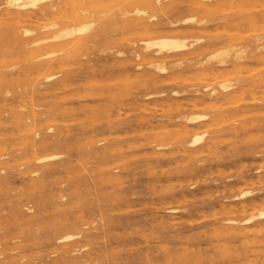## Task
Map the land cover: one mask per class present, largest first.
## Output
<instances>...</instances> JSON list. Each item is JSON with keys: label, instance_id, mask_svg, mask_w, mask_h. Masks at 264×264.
Segmentation results:
<instances>
[{"label": "rangeland", "instance_id": "1", "mask_svg": "<svg viewBox=\"0 0 264 264\" xmlns=\"http://www.w3.org/2000/svg\"><path fill=\"white\" fill-rule=\"evenodd\" d=\"M111 1L115 4L105 0L107 9L105 5L97 10L87 7L85 21L94 26L90 33L76 37L81 43L74 39L69 47L61 48V41L29 46L28 38L12 36L10 20H0V38L6 43L0 49V71L5 75L0 82V144L7 147L1 160L24 150L36 160L57 156L35 161L31 172L36 173L30 177L16 170L0 172V264H264V243L215 238L226 225L222 221L235 216L230 211L247 205L245 218L264 211V50L239 66L220 63L233 59L232 46L238 50L258 40L264 43L260 5L264 0H144L150 6L146 29L132 13L123 15L135 0ZM47 4H61V0H47L29 9L36 12ZM57 11L53 14L58 17L46 14L26 23L34 34L80 25L74 15L81 17V11L79 15L71 9ZM49 18L55 21L49 23ZM176 21L181 25L173 26ZM168 36L185 39L187 49L167 59H163L167 54L148 56L155 50L146 52L145 42ZM207 44L211 46L205 48ZM227 49L233 56L212 59ZM51 53L57 55L48 57ZM50 60L53 67L44 68L43 63ZM175 63L181 65L171 68ZM156 64L168 70L162 73ZM58 72L57 80L69 81L50 85L46 77ZM229 72L234 75L227 79ZM178 76L187 81L176 80ZM99 77L115 80L98 85ZM210 79L213 83H203ZM225 82L231 99L221 87ZM212 90L218 96L211 97ZM209 101L214 102L212 109ZM203 104L209 107L202 108ZM194 115L206 118L189 122ZM195 135H204L196 148L190 145ZM31 138L38 142L37 149L20 147L23 139ZM42 141L47 144L42 146ZM210 143L214 147H207ZM247 191L252 196L236 198ZM263 221L257 217L255 225ZM83 223L86 226L81 227ZM67 234H79L76 249L87 246L83 253L67 254L72 246L57 241ZM91 251V259L83 257ZM185 257L189 259L184 261Z\"/></svg>", "mask_w": 264, "mask_h": 264}, {"label": "bare ground", "instance_id": "2", "mask_svg": "<svg viewBox=\"0 0 264 264\" xmlns=\"http://www.w3.org/2000/svg\"><path fill=\"white\" fill-rule=\"evenodd\" d=\"M44 1H47V0H0V20H2L3 21V19L5 20V18L6 19H8V20H10L13 24H14V28H13V31H12V36L13 37H15V38H23V40H24V38H28V39H26L25 41H26V44L27 45H39V44H43V43H46V42H49V41H61V44L60 45H62L61 46V48L62 47H65V46H67L69 43H71L72 41H74V39H75V42H76V37L77 36H81L82 35V37H83V35H85V34H88V33H90L91 32V28L94 26V23L93 22H88V21H85V20H87V16H86V14H85V12H87L86 11V9H87V7L89 6H91L90 8H94V9H96L97 10V8L98 9H101V8H103L104 7V5H105V7L103 8V9H107V7H108V5H107V3H105V0H61V4H57V5H54V4H47V5H44L39 11H36V12H32V11H30V9L29 8H35V7H37L38 6V4L39 3H41V2H44ZM110 2L112 3V4H115L114 3V1H111L110 0ZM117 2V1H116ZM159 2V1H158ZM228 4H230L228 1H226ZM255 2H257V1H255ZM108 3H109V1H108ZM226 3V4H227ZM228 4H227V6H228ZM238 5H239V2L237 3ZM252 4V3H251ZM259 4V3H258ZM258 4L256 3H254V5H256V6H258ZM196 5V4H195ZM225 5V4H224ZM223 5V6H224ZM230 5H232V4H230ZM238 5H236V7L238 8L239 6ZM247 5V4H246ZM261 5V7H262V9L264 8L263 6L264 5H262V4H260ZM259 5V6H260ZM107 6V7H106ZM199 6H201V5H199ZM214 6V5H213ZM226 6V7H227ZM149 5H148V3L146 2V1H144V0H135V2H134V7H132V8H129V7H127V9H125L124 11H123V15L125 16V17H127L129 14H133V17H135L136 18V20L137 21H139L138 23L140 24V25H142L143 26V28L144 29H146V28H148V24H147V22H149L147 19H145L146 18V16H147V10L149 9ZM225 7V8H226ZM233 7V6H232ZM235 6H234V8H236ZM245 7V6H244ZM119 8V7H118ZM204 8H207V7H204ZM219 8V7H218ZM224 8V9H225ZM230 8H231V6H230ZM241 8V7H240ZM251 8H252V6H251ZM255 7L253 6V9H254ZM259 8V7H258ZM67 9H71L72 11L74 10V11H76L75 13H77L78 14V10L79 11H81L83 14L81 15V17H78L77 18V16L76 15H74V18H76V20L78 21V19L80 20V25L79 26H71V27H64V28H61V29H59L58 31H56V32H39V33H37V34H34V31L33 30H31L30 29V26H29V24L28 23H26V21H31V19L32 18H34V17H43L44 15H46V14H50V15H52L53 13H54V11L56 12L57 10H60V12H62L63 13V10H67ZM132 9V10H131ZM207 9H209V7L207 8ZM210 9H212V7L210 8ZM221 9V8H220ZM222 10V11H225V10ZM243 9V8H242ZM247 9V8H246ZM256 9V8H255ZM260 9V8H259ZM92 10V9H91ZM131 10V11H130ZM232 10V9H231ZM236 10H238V9H236ZM245 10V9H244ZM73 11V12H74ZM66 13H67V11H65ZM104 12V11H103ZM106 12V11H105ZM57 13H58V11H57ZM70 13V12H69ZM74 13V14H75ZM223 13V12H222ZM226 13V12H225ZM56 14V13H55ZM55 14H53L51 17L53 18V17H55V16H57V15H55ZM101 14V13H100ZM185 14H186V12H185ZM35 15V16H34ZM70 15V14H69ZM79 15V14H78ZM66 16V15H65ZM64 16V17H65ZM93 16V15H92ZM46 17V16H45ZM58 17V16H57ZM61 17V16H60ZM68 17V16H67ZM46 18H48V17H46ZM71 18V17H70ZM93 18V17H92ZM155 18V16H152V18H150V20L151 19H154ZM39 19V18H38ZM50 19V20H49ZM49 19H47V20H49L48 22L50 23V21L52 20V21H55V19L53 20V19H51V18H49ZM66 19V18H65ZM68 19V18H67ZM66 19V20H67ZM73 20V19H72ZM101 20V19H100ZM193 20V19H192ZM6 21V20H5ZM34 21V20H33ZM52 21H51V23H52ZM191 20H186L185 22H183V24H187V23H189ZM203 21V20H202ZM37 22V21H36ZM45 22H46V20L44 21V24H45ZM48 22H46V23H48ZM70 23V22H69ZM33 24V23H32ZM40 24H41V21H40ZM51 25V24H50ZM49 25V26H50ZM172 25L173 26H175V27H177V26H179V25H181V22L180 21H176V22H173L172 23ZM38 26V25H37ZM40 27H41V25H39ZM57 25L56 24H53L52 25V27H56ZM243 26V25H242ZM5 28V27H4ZM51 28V27H50ZM214 28H215V26H214ZM216 28H217V26H216ZM242 28V30L244 29L243 27H241ZM254 28V27H253ZM41 29V28H40ZM105 28H101V30H104ZM199 29V28H198ZM245 29H246V27H245ZM43 30V29H42ZM186 30V29H185ZM189 30V29H188ZM187 30V31H188ZM222 30V29H221ZM229 30V29H228ZM236 30V29H235ZM247 30H248V26H247ZM249 30H251V29H249ZM253 30V29H252ZM255 30V29H254ZM259 30H261L260 28H259ZM148 31V30H147ZM174 31V30H173ZM173 31H170L169 30V33H171V32H173ZM190 32H191V29L189 30ZM198 31H200V30H198ZM206 31H207V29H206ZM205 31V32H206ZM211 31V30H210ZM218 31V30H217ZM217 31H213V32H216L215 34H217ZM226 30H222V32H225ZM238 31H239V29H238ZM218 32H221V31H218ZM228 32H230L231 33V35H232V33H233V31L232 30H230V31H226V33H228ZM241 32V31H240ZM250 32V31H249ZM249 32L247 33V34H249ZM257 32V31H256ZM258 32H260V31H258ZM257 32V33H258ZM262 32V31H261ZM125 33V32H124ZM136 33V34H135ZM134 34L135 35H139V34H137V32H135ZM140 33V32H139ZM155 33H156V31H155ZM174 33V32H173ZM201 33V32H200ZM211 33H212V31H211ZM229 33V34H230ZM242 33V32H241ZM246 33V32H245ZM244 32L242 33V34H245ZM252 33H255V32H252ZM134 34H132V35H134ZM149 34H152L151 32H149ZM214 34V33H213ZM234 34V33H233ZM238 34V36H240V34L239 33H237ZM241 34V35H242ZM140 35H146V33L144 32V33H141ZM160 35V34H159ZM236 35V34H235ZM246 35V34H245ZM128 36V35H127ZM131 36V35H130ZM237 36V35H236ZM129 37V36H128ZM79 39V38H78ZM124 39V38H123ZM258 39V38H257ZM263 39V38H262ZM16 41V40H15ZM78 41V40H77ZM198 42H199V40H197ZM234 41H238V40H235L234 39ZM3 42H5V39H1L0 38V49H2L3 47H4V45H6V43H3ZM79 42L81 43V41L79 40L76 44H79ZM51 43V42H50ZM53 43V42H52ZM74 42H72V44H73ZM210 43H212V42H210ZM75 44V45H76ZM230 44V43H229ZM211 45H209V44H207V45H205V48H208V47H210ZM28 47V46H27ZM67 47H69V45L67 46ZM187 44H186V40L185 39H180V38H177V37H174V36H168V37H162V38H160V39H155V40H150V41H146L145 42V48H144V50L146 51V52H152L153 50H155L153 53H150L148 56H151V55H153V56H160V55H162V54H167V56H165V57H163V59H167V58H169V56L170 57H174V56H176L178 53H181V52H183V51H185L186 49H187ZM236 47V46H235ZM42 48V47H41ZM50 48H51V46H50ZM200 48H203V47H200ZM239 48V46H237L236 47V49H238ZM4 49V48H3ZM52 49V48H51ZM50 49V50H51ZM59 49H60V47H59ZM234 51V53H235V55L233 56V54H232V51ZM231 50H224V51H222V52H220V53H218V54H215V55H213L212 56V59H217L218 57H230V56H233V59L231 60V61H224V60H222L220 63L222 64V65H226V64H228V63H232L233 65H238V64H240L241 62H243L244 60H251V59H253L254 57H255V55L258 53V52H261V51H263L264 50V43H262V41H260V40H258L256 43L254 42V43H251V44H248V45H246L244 48H241V49H238V50H234V48H233V46H232V49ZM30 51V50H29ZM35 51V50H34ZM54 51V50H53ZM37 52V51H36ZM36 52H34V53H36ZM52 52V51H51ZM28 53H32V51H30V52H28ZM44 53V52H43ZM57 55V53H51V54H48V55H45L46 57L48 56V57H51V56H53V55ZM58 54H60V52H58ZM30 56V58H31V54H29ZM34 55V54H33ZM183 55V54H182ZM24 56H25V54H24ZM43 57L42 56V58H46V57ZM92 56V55H91ZM90 56V57H91ZM55 57V56H54ZM57 57V56H56ZM183 57V56H182ZM15 58V57H14ZM41 58V57H40ZM26 59H27V56H26ZM151 59V58H150ZM10 60V59H9ZM53 60V59H52ZM52 60H50V61H47V62H45V63H43V66H44V68L46 67V68H52L53 67V62L54 61H52ZM161 60V59H160ZM14 61H15V59H14ZM156 60H152V62L153 63H156L155 62ZM121 62V61H120ZM163 62H164V60H163ZM1 63V62H0ZM179 63V62H178ZM172 64V66H171V68H177V67H179L181 64ZM62 65V64H61ZM60 65V66H61ZM154 65V64H153ZM241 65V64H240ZM248 65V64H247ZM2 66V65H1ZM59 65H58V68L60 67ZM77 66V65H76ZM239 66V65H238ZM249 66V65H248ZM263 66V65H262ZM16 67H18V66H16ZM62 67V66H61ZM67 67V66H66ZM75 67V66H74ZM243 67V66H242ZM246 67V66H245ZM251 67H253V66H251ZM264 67V66H263ZM141 68V67H140ZM156 68L157 69H159L162 73L163 72H166L168 69H167V67H165L164 65L163 66H160V65H157L156 64ZM170 68V69H171ZM232 68V67H231ZM236 68V67H235ZM250 68V67H249ZM255 68V67H254ZM253 68V69H254ZM206 69V68H205ZM234 69V68H233ZM242 69V68H241ZM246 69H247V67H246ZM19 70V69H18ZM212 70V69H211ZM236 70H237V68H236ZM235 70V71H236ZM243 70H245V68L243 67ZM248 70V69H247ZM247 70H245L246 72H247ZM255 70V72H256V68L254 69ZM213 71V70H212ZM225 71V70H224ZM238 71H240V68L237 70V72ZM231 72V71H230ZM229 72V75H228V77H226L227 79L229 78V76H233V75H231V73ZM252 72H254V71H252ZM252 72H250L249 71V73H252ZM43 73V72H42ZM234 73H236V72H234ZM240 73H241V71H240ZM59 74H60V72H58V73H56V74H52V75H48L47 77H46V81L47 82H49L50 83V85L51 84H63V83H67L68 81H69V78H62L61 80H57L58 79V77H59ZM127 74V73H126ZM194 74V73H193ZM208 74V73H207ZM206 74V77H207V79L209 78L208 77V75ZM246 74V73H245ZM118 75V74H117ZM194 75H196V74H194ZM204 75V74H203ZM210 75H211V72H210ZM214 75V74H213ZM217 75H219V76H223L224 75V73L222 74L221 73V75L220 74H217ZM226 75V74H225ZM238 75V74H237ZM239 75H242V74H239ZM123 76H124V74H123ZM188 76H190V74L188 75ZM202 76V75H201ZM261 76H263L262 74H261ZM37 77V76H36ZM42 77H44V76H42ZM122 77V76H121ZM120 77V78H121ZM127 77V79L129 78L128 76H126ZM125 77V78H126ZM175 77V76H174ZM173 77V78H174ZM198 77H199V75H198ZM203 77V76H202ZM205 77V76H204ZM224 77V78H225ZM253 77H254V75H253ZM100 79H101V77H99ZM120 78L119 79H117L115 82H117L118 80H120ZM124 78V77H123ZM123 78H121V79H123ZM131 78V77H130ZM181 78H182V82H186L187 81V78H185L186 79V81H184L185 79L181 76ZM179 76H178V78L176 79V80H178L179 81V79H181ZM193 78H194V76H193ZM193 78L191 79V78H189V82L190 81H192V82H190V83H193ZM201 78V77H200ZM213 79H214V81L217 79L218 80V78L216 77L215 78V76L214 77H212ZM220 78H222L223 80H224V78L223 77H220ZM3 79H5V75L3 74V72H1L0 71V82L3 80ZM103 79V78H102ZM101 79V82H99L98 83V85H102L105 81H106V79H105V81L104 80H102ZM134 79V78H133ZM142 79V78H141ZM146 79V78H145ZM184 79V80H183ZM199 79V78H198ZM197 79V77H195V79L194 80H198ZM206 79V78H205ZM212 79V80H213ZM112 80V79H111ZM114 80H115V78H114ZM114 80H112V81H106L105 83L107 84L108 82H109V84L111 83V82H114ZM123 80H126V79H123ZM131 80H132V78H131ZM175 80V79H174ZM173 79H172V82L174 81ZM175 80V81H176ZM216 80V81H217ZM98 81H100V80H98ZM98 81H96V82H98ZM104 81V82H103ZM169 81H171V80H166L165 82H167V83H169ZM205 81H207V83H209V81L211 82V83H213L212 81H211V79L210 80H204V82L203 83H206ZM52 82V83H51ZM55 82V83H54ZM90 82V81H89ZM103 82V83H102ZM120 82H122V81H120ZM125 82V81H124ZM195 82V81H194ZM197 82V81H196ZM198 82L199 83H201L200 82V79L198 80ZM91 83V82H90ZM131 83V82H130ZM171 83V82H170ZM211 83H209V84H211ZM89 83H87V85H88ZM216 85V84H215ZM219 85V84H218ZM139 86V85H138ZM220 86V85H219ZM141 87V86H140ZM221 87H222V89L224 90V92H226L227 94L225 95V97H228L229 96V92H230V85H227L226 84V82L225 83H221ZM220 87V88H221ZM241 87H243V85L241 86ZM207 88V87H206ZM209 88V87H208ZM251 88V87H250ZM264 88V87H263ZM64 89V88H63ZM205 90V89H204ZM263 90V89H262ZM205 91H209V89H206ZM88 92V91H87ZM94 92V91H93ZM145 92V91H144ZM7 94V93H6ZM78 94H79V92H78ZM81 94V93H80ZM79 94V95H80ZM175 94H176V92H175ZM240 94H242V93H239V96H240ZM44 95V94H43ZM83 95V94H82ZM162 95V94H161ZM237 95H238V93H237ZM65 96V95H64ZM210 96L211 97H216V96H218V93L216 92V91H214V90H212L211 91V94H210ZM234 96H236V93H235V95ZM256 96V95H255ZM75 97V96H74ZM76 98V97H75ZM78 98V97H77ZM200 98V97H199ZM229 98H230V96H229ZM229 98H227V99H229ZM255 98V97H254ZM48 99V98H47ZM61 99H62V97H61ZM63 99H65V98H63ZM112 99V98H111ZM231 99V98H230ZM229 99V100H230ZM237 99H238V97H237ZM243 99V98H242ZM56 100V99H55ZM189 100V99H188ZM201 99H199V101H200ZM218 100V99H217ZM232 100H233V98H232ZM244 100V102H245V99H243ZM254 100H256V99H254ZM253 100V101H254ZM128 101V100H127ZM173 101H174V99H173ZM177 100H175V102H176ZM202 101V100H201ZM204 101V100H203ZM221 101V100H220ZM231 101V100H230ZM239 100H237V102H238ZM248 101V100H247ZM250 101H252V100H249L248 102H250ZM64 102V101H63ZM126 102V101H125ZM129 102V101H128ZM171 102H172V100H171ZM181 102V101H180ZM187 102H189V101H185V103H187ZM222 102V101H221ZM226 102H227V100H226ZM232 102H234V101H232ZM43 103V102H42ZM101 103V102H100ZM104 103V102H103ZM108 104H110L109 102H107ZM168 103V105H169V102H167ZM167 103H161L162 105L163 104H167ZM190 103V102H189ZM200 103V102H199ZM202 103V102H201ZM208 103V102H207ZM212 103H214V102H212ZM212 103H210V101H209V106H210V104H212ZM225 103V102H224ZM229 103H231V102H229ZM239 104L240 103H242V101L241 102H238ZM246 103V102H245ZM140 104V103H139ZM191 104V103H190ZM205 104V103H204ZM203 104V105H204ZM220 104V103H219ZM222 104V103H221ZM18 105V104H17ZM82 105H86V103L85 104H82ZM121 105V104H120ZM167 105V106H168ZM197 105V104H196ZM217 105H218V103H217ZM223 105V104H222ZM227 105L228 106H232V103H231V105L230 104H228L227 103ZM233 105H234V103H233ZM238 105V104H237ZM109 106V105H108ZM128 106V105H127ZM131 105H129V107H130ZM159 106V105H158ZM157 106V107H158ZM165 106V105H164ZM202 106V105H201ZM207 107L208 105H204V106H202V108L203 107ZM208 106V107H209ZM221 106V105H220ZM224 106V105H223ZM2 107V106H1ZM65 107V106H64ZM97 107V106H96ZM101 107V106H100ZM99 107V108H100ZM118 107H119V105H118ZM128 107V108H129ZM132 107V106H131ZM156 107V106H155ZM154 107V108H155ZM199 108H200V106H198ZM198 107H196L197 109H198ZM207 107V108H208ZM211 107V109H212V105L210 106ZM226 106H224L223 108H225ZM71 108V107H70ZM88 108H89V106H88ZM94 108V107H93ZM101 108H103V107H101ZM124 108V107H123ZM159 108V107H158ZM162 107H160L159 109H161ZM194 108V107H193ZM195 108V109H196ZM213 108H216V107H214L213 106ZM72 109V108H71ZM82 109H83V107H82ZM84 109H85V107H84ZM166 109H170V108H166ZM185 109V108H184ZM192 109V108H191ZM205 109V108H204ZM210 109V108H209ZM242 109V108H241ZM158 110V109H157ZM162 110V109H161ZM119 111V110H118ZM144 111V110H143ZM152 111V110H151ZM163 111V110H162ZM161 111V112H162ZM160 112V113H161ZM263 112V111H262ZM261 112V114H264V112L262 113ZM35 113V112H34ZM34 113H32V114H34ZM94 112H92V114H93ZM102 113V112H101ZM122 113V112H121ZM156 113H158V112H156ZM90 114V113H89ZM91 114V115H92ZM96 113H94V115H95ZM35 115V114H34ZM93 115V116H94ZM97 115V114H96ZM125 115H127V113H125ZM227 115V114H226ZM225 115V116H226ZM90 116V115H89ZM92 116V117H93ZM248 116V115H247ZM192 117V116H191ZM205 118H206V116H204V115H197V116H195L194 115V117H192V118H190V119H188L189 120V122H200V121H203V120H205ZM226 118H227V116H226ZM231 118V117H230ZM235 118H237V117H235ZM235 118H232V119H226L227 121H223V122H228V120L231 122L233 119H235ZM239 118V117H238ZM237 118V119H238ZM220 119H222L221 117H219V120ZM0 120H1V116H0ZM87 120H89V119H87ZM92 120V119H91ZM187 120V121H188ZM223 120V119H222ZM222 120H220V121H217V122H219V124L220 123H222ZM216 121V120H215ZM214 121V122H215ZM1 122V121H0ZM17 122H18V120H17ZM50 122V121H49ZM94 122H96V121H94ZM71 123V122H70ZM76 123V122H75ZM74 123V124H75ZM1 124V123H0ZM199 124V123H198ZM205 124V123H204ZM216 124V123H215ZM252 125H253V123H251ZM185 125V124H184ZM203 125V124H202ZM222 125V124H221ZM209 126V125H208ZM207 126V127H208ZM245 126V125H244ZM216 127V126H215ZM176 128V127H175ZM206 128V127H205ZM211 128V127H210ZM213 128V127H212ZM168 129V128H167ZM173 129H174V127H173ZM177 130H179L178 128H176ZM219 129V128H218ZM67 130V129H66ZM190 130H191V128H190ZM196 130V129H195ZM202 131H203V129H201ZM204 130H206V129H204ZM151 131V130H150ZM218 131V130H217ZM193 132V131H192ZM198 132H200V131H198ZM110 133V132H109ZM175 133V132H174ZM194 133V132H193ZM258 133V132H257ZM132 134H134V133H132ZM176 134H177V132H176ZM175 134V135H176ZM179 134V133H178ZM37 135H39V134H37ZM205 135V134H204ZM204 135H195V136H193L194 138H193V140L190 142V145L192 146V147H194V148H196L198 145H200L201 143H202V141H203V139H204ZM226 135V134H225ZM259 135H260V133H259ZM35 136H36V133H35ZM250 135H248V137H249ZM252 136V135H251ZM255 136H257V134L256 135H254V137ZM175 137V136H174ZM173 137V138H174ZM177 137H178V135H177ZM102 138V137H101ZM172 138V139H173ZM228 139L230 138V137H227ZM228 139L225 141V142H227L228 141ZM237 140V139H236ZM22 143L20 144V147H22L23 149L24 148H28V147H31V148H33L34 150L35 149H37V145H38V142H36V140H35V138H31V139H23L22 141H21ZM221 143V142H220ZM40 144L42 145V146H45L46 144H47V142H45V141H42V142H40ZM211 145H207V147H209V146H211V147H214V143H210ZM165 145V144H164ZM163 145V146H164ZM162 147V146H161ZM160 147V148H161ZM17 150H22V149H17ZM183 150H184V148H183ZM182 151V150H181ZM203 151V150H202ZM207 151V150H206ZM6 152H7V147L6 146H4V145H1L0 144V172H2V171H7V170H16V171H18L19 172V175L20 176H26V177H30L32 174H35L36 172H31V166H34L33 164L35 163V161H37V162H46V161H51V160H53V159H55L57 156H45V157H42V158H39L38 160H36V156L34 155V156H30V155H27V152L24 150V151H21L20 153H15V154H13L12 156H11V158H10V160H8V161H2L1 160V158H3V157H5L6 156ZM146 152V151H145ZM147 152H148V150H147ZM151 152V151H150ZM158 152V151H157ZM160 152V151H159ZM181 153V152H180ZM189 153V152H188ZM149 154V153H148ZM174 154H176V152L174 153ZM185 154V153H184ZM198 154V153H197ZM199 154H201V153H199ZM198 154V155H199ZM224 154V153H223ZM151 155V154H150ZM160 155V154H159ZM138 156V155H137ZM157 156V155H156ZM147 157V156H146ZM150 157V156H149ZM161 157V156H160ZM206 157V156H205ZM208 157V156H207ZM151 158V157H150ZM149 158V159H150ZM217 158V157H216ZM220 163V162H219ZM261 165H263V164H261ZM3 166H5V167H3ZM170 168V167H169ZM218 169V168H217ZM257 171V170H256ZM205 173V172H204ZM246 173V172H245ZM205 175H206V173H205ZM220 175V174H219ZM126 177V176H125ZM196 178V177H195ZM220 178H221V176H220ZM103 180V179H102ZM101 180V181H102ZM197 182V181H196ZM250 182V181H249ZM103 183H105L104 181H103ZM225 183V182H224ZM223 183V184H224ZM238 183V182H237ZM146 184V183H145ZM159 184V183H158ZM226 184V183H225ZM105 185H106V183H105ZM251 185H253V184H251ZM121 186H122V184H121ZM196 187V186H195ZM253 187V186H252ZM118 188H119V186H118ZM224 188H225V186H224ZM166 189V188H165ZM206 189V188H205ZM202 190H204V189H202ZM226 190V189H225ZM206 191V190H205ZM228 191V190H227ZM77 192V191H76ZM100 192V191H99ZM202 196V195H201ZM249 196H252V194H251V191H247V192H244V193H241L240 195H238L236 198H238V199H240V200H244V199H246L247 197H249ZM65 198V197H64ZM99 199V198H98ZM140 199V198H139ZM200 200V199H199ZM117 201H118V199H117ZM162 201H165V200H162ZM103 202H104V200H103ZM171 202V201H170ZM180 202V201H179ZM118 203V202H117ZM199 204V203H198ZM197 204V205H198ZM236 204H238V203H236ZM260 204V203H259ZM109 205V204H108ZM167 205V204H166ZM165 205V206H166ZM110 206V205H109ZM116 206V205H115ZM144 206V205H143ZM142 206V207H143ZM199 206H200V204H199ZM232 206V205H231ZM238 206V205H237ZM247 206V205H246ZM246 206H240V208L239 209H235V210H233V211H228L229 213H231V214H234L235 216H233V217H231V218H227V219H224L222 222L223 223H226V225H225V227H224V229L222 230V232H220V231H218L216 234H215V238L217 239V240H223V239H226V240H237V241H240L242 244H256V245H259V244H262V243H264V221L263 222H261V223H257L256 225H255V222H256V219H257V217L258 218H260V219H264V211L263 212H261L258 216H250V217H247V218H245L243 215L246 213V211H247V207ZM25 208V207H24ZM248 208H249V206H248ZM127 209V208H126ZM125 209V210H126ZM118 210V209H117ZM257 210V209H256ZM123 211V210H122ZM127 211V210H126ZM203 211V210H202ZM205 212V211H204ZM215 212V211H214ZM115 213V212H114ZM203 213V212H202ZM43 214V213H42ZM205 214V213H204ZM199 215V214H198ZM214 215V214H213ZM32 216V215H31ZM74 216V215H73ZM203 216V215H202ZM222 216V215H221ZM79 217V216H78ZM214 217H215V215H214ZM83 218V217H82ZM192 218V217H191ZM202 218V217H201ZM200 218V219H201ZM192 220H194V218L192 219ZM204 220V219H203ZM85 221V220H84ZM174 221V220H173ZM172 221V222H173ZM200 221V220H199ZM151 222H153V221H151ZM171 222V223H172ZM176 222V221H175ZM221 222V223H222ZM191 223V222H190ZM195 223V222H194ZM174 224V223H173ZM204 225H205V223H203ZM84 226H86V224H81V227H84ZM256 226H258V228L257 229H255L254 227H256ZM156 227V226H155ZM207 227V226H206ZM158 228H161V227H158ZM211 228H212V226H211ZM68 231V230H67ZM66 231V232H67ZM123 233H124V231H122ZM172 232V231H171ZM209 232H210V230H209ZM82 233V232H81ZM80 233V234H81ZM79 235V234H78ZM78 235H74V234H67L66 236H64V237H60V238H58V242L59 243H68V244H70V246H72V250H69V251H67V254L69 255V254H71V253H75V252H82L81 250H84L85 248H87V246H84V247H79L78 249H76L77 248V242L75 241L76 239H77V237H78ZM205 236V235H204ZM207 236V235H206ZM213 236H214V234H212V238H213ZM199 239H200V237H199ZM142 240H143V238H142ZM144 240H146V239H144ZM131 241V240H130ZM129 243V242H128ZM209 243V242H208ZM210 244V243H209ZM211 245V244H210ZM127 246H129V245H127ZM178 246V245H177ZM213 246V245H212ZM66 247V246H65ZM135 247V246H134ZM69 248V247H68ZM185 248V247H184ZM183 248V249H184ZM206 248V247H205ZM213 248V247H212ZM126 249V248H125ZM181 249V248H180ZM191 250V249H190ZM5 251V250H4ZM186 251V250H185ZM215 252V251H214ZM83 253V252H82ZM92 251L91 252H86L84 255H83V257H86V258H89V259H91L92 257ZM128 253V252H127ZM140 254V253H139ZM181 254V253H180ZM223 254V253H222ZM233 253L231 252V255H232ZM141 256V255H140ZM181 256V255H180ZM211 256V255H210ZM235 256V255H234ZM160 258V257H159ZM170 259H172L173 258V256H172V254H170V257H169ZM263 258V257H262ZM78 259H79V257H78ZM189 259V257H185V260L184 261H187ZM211 259H212V257H211ZM225 260V259H224ZM262 261H263V259H262ZM225 262V261H224ZM4 263V262H3ZM248 263V262H247ZM143 264V263H142ZM162 264V263H161ZM243 264H244V262H243Z\"/></svg>", "mask_w": 264, "mask_h": 264}]
</instances>
